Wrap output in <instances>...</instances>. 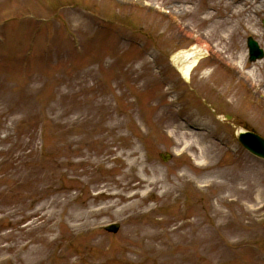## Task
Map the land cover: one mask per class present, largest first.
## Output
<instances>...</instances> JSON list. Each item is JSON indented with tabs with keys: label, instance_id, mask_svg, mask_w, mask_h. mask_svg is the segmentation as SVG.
<instances>
[{
	"label": "rangeland",
	"instance_id": "1",
	"mask_svg": "<svg viewBox=\"0 0 264 264\" xmlns=\"http://www.w3.org/2000/svg\"><path fill=\"white\" fill-rule=\"evenodd\" d=\"M221 1L0 0V264H264V161L237 140L264 138L247 49H264V11L236 0L241 25L209 35ZM202 39L220 56L186 83L170 58ZM188 114L219 148L209 168L185 149ZM135 159L163 189L89 215Z\"/></svg>",
	"mask_w": 264,
	"mask_h": 264
},
{
	"label": "bare ground",
	"instance_id": "2",
	"mask_svg": "<svg viewBox=\"0 0 264 264\" xmlns=\"http://www.w3.org/2000/svg\"><path fill=\"white\" fill-rule=\"evenodd\" d=\"M236 0H230V2H227L226 0H222L219 4L223 5V9L226 12H229L226 18L223 21L215 20V17L212 13H209V10L205 12L206 17L211 18L212 20V30L208 32V34H212L213 30L215 32L226 31L227 25L230 23L231 20L236 19L234 21L235 25L234 27L237 28L238 24L241 25L242 20L240 21V17L245 12V7L241 3L238 6L235 5ZM176 7V5H174ZM258 8L260 11H264V0L260 1V5H258ZM212 9V7H210ZM181 13H183L182 9L179 10ZM208 18V19H210ZM215 20V21H214ZM254 28V27H252ZM223 37H221V40ZM220 46L216 45L215 48H219ZM212 47H210L207 43L203 44V42L199 41L196 44H194L191 48L183 49L176 54H174L171 57V62L177 72L181 75L183 80L186 83L192 82L193 72L196 71L199 64L209 58L211 54L216 55L217 57L220 56V51H212ZM246 56L244 55V52L241 54V57L238 60L239 65L245 69L247 66V63H244V59ZM260 67H264V60L259 61L256 64H254L253 69H250L248 72V77L255 76L254 79L259 80L262 78ZM256 88L262 92L263 83L261 81H257L255 84ZM175 105L174 102L168 103L166 106L167 108L173 107ZM194 115L188 114L186 120L184 121V124H181L179 127L180 131H183V137L185 138V149L186 150H192L195 152V155L198 156L200 159L205 160L207 163L205 166L210 167L213 160L215 159L217 152L219 151V148H217L214 144L208 143L205 141L201 135L203 134V124L204 122L200 121L199 123L197 120L192 122ZM120 126V124H119ZM207 131V129H205ZM137 151L134 150L131 153H129L127 156L134 158V156L137 155ZM134 165L139 166L140 170L137 171V173H133ZM183 180V179H182ZM176 183L173 184L172 190L177 191L178 190V184L180 185V181L178 179H175ZM184 182V180H183ZM164 178H159V175H157L156 171L149 169L145 164H143L139 159H135L131 162H128V170L125 171L122 174V177L119 181L114 182V186L118 191L108 193L103 192L99 196L104 199H118L117 202H111V205H108L109 207L100 209L96 212H90L89 215L97 214L102 215L107 210L111 208L117 207L121 202L127 203V206L124 209L129 210H135L139 208L140 206H143L145 202L148 200V196L155 192L163 189L164 184ZM181 186V185H180ZM111 189H109L110 191ZM141 191H144L145 193L141 195ZM171 191V189H169ZM169 191L163 192V194L168 193ZM123 209V210H124ZM121 210L117 211V217H120ZM108 212V211H107Z\"/></svg>",
	"mask_w": 264,
	"mask_h": 264
},
{
	"label": "water",
	"instance_id": "3",
	"mask_svg": "<svg viewBox=\"0 0 264 264\" xmlns=\"http://www.w3.org/2000/svg\"><path fill=\"white\" fill-rule=\"evenodd\" d=\"M259 56H261V53H259ZM251 137L250 139V143H245L250 149H252L253 152L255 153H259L261 155H264L262 152H261V148L262 150L264 151V141L258 137V136H254V135H249V138ZM260 145H261V148H260Z\"/></svg>",
	"mask_w": 264,
	"mask_h": 264
}]
</instances>
